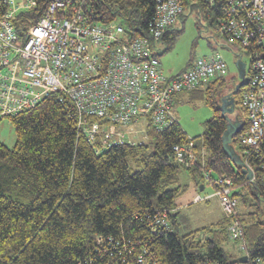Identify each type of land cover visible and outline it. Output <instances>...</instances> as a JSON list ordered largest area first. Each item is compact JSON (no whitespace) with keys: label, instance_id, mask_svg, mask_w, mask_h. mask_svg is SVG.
Returning a JSON list of instances; mask_svg holds the SVG:
<instances>
[{"label":"trees","instance_id":"obj_1","mask_svg":"<svg viewBox=\"0 0 264 264\" xmlns=\"http://www.w3.org/2000/svg\"><path fill=\"white\" fill-rule=\"evenodd\" d=\"M4 1L0 0V16L6 11ZM53 1L35 0L30 9L18 13L16 32L26 31ZM195 5L206 18H215L214 8L198 1ZM86 7L92 21H121L134 37L146 36L154 13L153 0H86ZM173 26L160 39L166 50L180 32ZM234 87L228 89L220 77L176 94L181 101L186 94L188 102L205 95L213 115L203 123L199 137L189 138L177 120L165 130L147 124L146 142L113 145L99 153L77 133L72 114L55 93L9 117L16 141L11 149L0 143V264H233L221 249L229 241L228 218L184 235L177 232L175 199L187 190L179 178L188 175L200 190L207 171L212 179L232 182L246 246L239 257L247 255V264L263 262L264 137L257 151L244 159L239 137L247 121L241 108L237 116L242 127L231 146L252 170L250 180L231 163L221 144L227 123L217 105ZM241 91L233 95L234 113ZM189 142L197 161L185 168L173 160V147ZM131 164L139 170L131 171ZM164 212L171 223L169 232L157 230L155 224ZM200 232L206 237L199 239Z\"/></svg>","mask_w":264,"mask_h":264},{"label":"built area","instance_id":"obj_2","mask_svg":"<svg viewBox=\"0 0 264 264\" xmlns=\"http://www.w3.org/2000/svg\"><path fill=\"white\" fill-rule=\"evenodd\" d=\"M187 1L153 0L146 36L134 37L121 21H92L86 0H54L26 31L16 32V15L30 9L35 0H5L6 11L0 16V121L34 108L55 93L72 114L77 133L98 153L113 145H134L128 136L134 125L145 124L144 138L147 124L167 129L176 122L177 93L194 90L227 72L225 61L212 54L193 60L173 77L164 76L157 44L183 14ZM191 1L217 10L216 33L230 50L242 49L250 59L239 100L247 121L239 143L243 158L248 159L264 137V0ZM238 55L241 59L242 53ZM173 160L193 167L197 154L192 142L175 145ZM203 176L215 191L197 196L195 202L217 197L222 216L230 220L229 241L245 252L231 180L212 179L210 171ZM155 224L161 232L171 231L165 212ZM247 259L233 264H247Z\"/></svg>","mask_w":264,"mask_h":264},{"label":"rangeland","instance_id":"obj_3","mask_svg":"<svg viewBox=\"0 0 264 264\" xmlns=\"http://www.w3.org/2000/svg\"><path fill=\"white\" fill-rule=\"evenodd\" d=\"M184 16L182 21H177L173 28L180 30L172 42L169 50H166V44L158 43V59L162 71L166 76L176 75L185 70L190 62L200 57H208L212 54L219 55L226 63L227 72L224 75L226 86L228 89L234 87L238 79V71L235 66L237 53H242L241 62L245 64L246 70L249 68L250 59L248 54L242 49L230 50L222 37L216 33L214 29L215 18L213 15L209 18L205 17L202 9L197 7L191 0L186 2L183 10ZM185 98L175 106V116L189 138H196L202 135L204 131V122L212 115V109L205 104V95L201 98H194L190 102ZM241 115V106H236V113ZM144 123L134 125L129 138L135 144L146 142L144 138ZM16 141L14 129L8 119L0 121V143L11 149ZM150 151V148H149ZM139 170L135 164H131V171ZM186 174H182L179 178L180 185H187L188 190L180 194L175 203L178 206L177 212V232L184 235L188 232L198 231L204 227L214 225L222 218L221 208L217 197H210L205 201L195 202L197 194L202 198L214 193L215 189L209 182L205 181L204 189L194 185ZM191 181V182H190ZM194 190L192 193L191 190ZM193 194V198L188 195ZM206 237L203 233L198 234V238ZM221 249L230 255L233 259L243 255V251L239 250L238 245L233 242H227Z\"/></svg>","mask_w":264,"mask_h":264},{"label":"water","instance_id":"obj_4","mask_svg":"<svg viewBox=\"0 0 264 264\" xmlns=\"http://www.w3.org/2000/svg\"><path fill=\"white\" fill-rule=\"evenodd\" d=\"M235 66L238 71V79L240 80L234 87V90L228 94L222 95L220 98V102L217 107L220 110V115L226 121V128L221 136V144L222 150L227 155L228 159L234 166H237L241 169V172L246 175L247 179L252 178V170L245 164V162L241 159V157L235 152L234 148L231 146L232 139L240 132L241 130V121L239 120L237 115L233 116L235 103L233 99V95L237 93V91L244 84V75H245V64L241 62L240 56L238 55ZM232 116V117H229ZM200 190H202V186H200ZM246 257H239L233 259L231 263H245Z\"/></svg>","mask_w":264,"mask_h":264},{"label":"crops","instance_id":"obj_5","mask_svg":"<svg viewBox=\"0 0 264 264\" xmlns=\"http://www.w3.org/2000/svg\"><path fill=\"white\" fill-rule=\"evenodd\" d=\"M163 74H164V76H166L164 72H163ZM173 76H175V75H173ZM173 76H170V77H173ZM166 77H169V76H166ZM170 77H169V78H170ZM179 96H180L179 94L176 95V96H175V99H174V113H176V112H175V106L178 105L180 102H182V101H181V96H180V97H179ZM176 120H177V118H176ZM177 121H178V120H177ZM188 178H189V176H186V180H187ZM190 182H191V181H190ZM186 186H187V185H186ZM203 189H204V188L202 187V190H203ZM187 190H188V186H187ZM187 190H186V191H187ZM191 191H192V193L194 192L193 189H192ZM200 191H201V190H200ZM192 193H191L190 195H188V197L193 198V196H195V195H193ZM197 196H198V194H197Z\"/></svg>","mask_w":264,"mask_h":264}]
</instances>
